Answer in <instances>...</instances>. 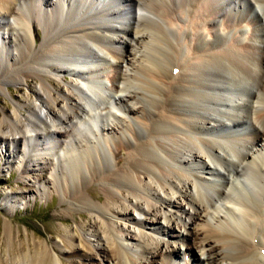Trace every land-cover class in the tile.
<instances>
[{"label":"bare ground","instance_id":"6f19581e","mask_svg":"<svg viewBox=\"0 0 264 264\" xmlns=\"http://www.w3.org/2000/svg\"><path fill=\"white\" fill-rule=\"evenodd\" d=\"M0 43V89L35 81L0 115V140L52 151L40 159L91 213L81 246L68 235L72 254L171 264L179 250L149 224L174 239L185 230L201 264H264V0H0ZM46 72L76 79L62 88ZM130 209L147 216L138 238L114 230ZM13 254L0 264H57L41 241Z\"/></svg>","mask_w":264,"mask_h":264},{"label":"rangeland","instance_id":"374dc122","mask_svg":"<svg viewBox=\"0 0 264 264\" xmlns=\"http://www.w3.org/2000/svg\"><path fill=\"white\" fill-rule=\"evenodd\" d=\"M256 10L259 13L261 12L258 6ZM217 20H219V18ZM32 27L44 38L43 25L33 23ZM29 37L36 47H39L41 41H43V39L41 41H35L32 36L29 35ZM249 38L248 35L246 39L249 40ZM1 46L0 43V47ZM9 53L10 55L18 56L17 52L13 49H11ZM2 60L6 67L2 65L1 68L8 70L7 74H9L13 67L6 61V58L3 57ZM111 68L112 65L102 73V77L106 85H104V91L110 94L108 100L112 99L111 101H113V98H110L113 93L110 85L111 82H108L106 77V73L112 71ZM43 74L55 78L57 84L62 88H66L67 80L71 81L76 79L72 72L66 74L46 72ZM45 82L49 84L47 81ZM34 83L35 81L31 79L27 81L22 79L21 82L10 80L5 86L3 85V88L0 89V115H2L4 111L12 112L17 101L25 102L27 99L26 96L31 94L29 87ZM12 93L14 95H12ZM106 104V102H104V104L102 103L98 111L102 110L101 108H103V105L106 106ZM239 132L238 133L241 134L242 137H245L246 133L244 131L241 130ZM51 140L58 142V139L54 137ZM39 142L45 144L47 141L43 139ZM28 144L29 145H26L21 139L17 142H13L11 139L0 140V260L6 259L9 256H14V248L27 251L28 247L33 245L36 241H41L55 255L57 264H61V261L64 264H72V261H76L77 264H84L86 260L81 257V254L88 250H81V252H83L80 253V255L72 254L70 245L67 244L66 240L70 241L68 235L73 234L76 237H74L72 241L78 246L82 245L84 233H87L89 229L93 228L89 225L91 213L89 210L70 202L69 198L65 196L64 191L59 188L58 183L54 181L53 171L48 170L44 160L40 159L45 155L51 158L53 156L52 151L47 150L45 154L43 150L34 149L33 141L29 140ZM38 148H41V146H38ZM52 150H59L58 145H53ZM102 154H109L108 158L112 164H115V158L112 156L108 145L103 147ZM32 157L35 158V162L31 160L33 159ZM33 163H36V171L29 172V169L33 168ZM40 170H43L45 173L43 178L39 176ZM220 170H222V172L224 171L223 168ZM96 190L99 196H104L103 190L99 185L96 186ZM180 202L183 204L185 210L192 211L185 200L180 199ZM164 206L163 203V207ZM130 210V214L126 216V219L114 217L113 220L116 221L114 230L120 233L122 237H125L127 233L129 235L134 234V236L138 238L133 232L141 227L137 221L147 216H145V214H140L137 209ZM170 210L171 208H169V211ZM144 230L150 235H154L160 239L163 238L165 241H170L171 247L179 250V256L176 255L174 258L170 259L171 264H201L196 260L197 254L199 255L198 249L191 246L193 244V239L190 238V236L187 237L188 234L185 230L176 226L177 231L175 232L176 234L180 231L183 232L185 239H183V237H179L178 239L169 238L168 236L165 237V235L151 229L149 224H145ZM173 240H176V242ZM127 241L126 239L124 240L125 243H127ZM128 243L134 242L128 241ZM189 246L193 249H190ZM186 252L189 254L183 256V253ZM200 257H202L200 259L204 261L205 256L201 255ZM192 258H195V260ZM94 261L98 264H106L100 257H96V255H94Z\"/></svg>","mask_w":264,"mask_h":264}]
</instances>
